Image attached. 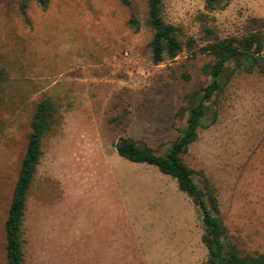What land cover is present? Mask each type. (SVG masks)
I'll use <instances>...</instances> for the list:
<instances>
[{
    "label": "rangeland",
    "instance_id": "obj_1",
    "mask_svg": "<svg viewBox=\"0 0 264 264\" xmlns=\"http://www.w3.org/2000/svg\"><path fill=\"white\" fill-rule=\"evenodd\" d=\"M179 39H195L153 65L145 0H0V264L5 221L36 105L54 108L28 193L23 264H199L201 218L175 179L120 158L131 137L164 154L180 134L188 93L206 85L214 39L264 36V0H161ZM24 4V14L20 6ZM141 27L127 25L130 15ZM264 56V49H263ZM187 76V77H186ZM182 155L198 186L215 190L229 241L264 253V75H236L216 97Z\"/></svg>",
    "mask_w": 264,
    "mask_h": 264
},
{
    "label": "trees",
    "instance_id": "obj_2",
    "mask_svg": "<svg viewBox=\"0 0 264 264\" xmlns=\"http://www.w3.org/2000/svg\"><path fill=\"white\" fill-rule=\"evenodd\" d=\"M41 7L46 0H34ZM130 7V0H118ZM229 0H203L204 9L213 12L224 8ZM24 14L25 6H20ZM145 26L151 31L148 48L150 60L158 65L165 60H173L184 48L193 49L195 39L185 42L179 39V30L163 19L162 1L145 0ZM127 25L137 32L141 23L131 14ZM264 36L260 31L249 32L241 37L214 39L199 48V53L211 58L203 66L207 84L188 93L183 99L179 114L185 115V123L180 134L173 140L164 154H156L145 144H138L131 137H119L114 144L116 154L129 162L153 166L164 175L176 181L180 192L189 196L200 214L202 224L201 242L207 254L199 264H264V253H243L236 244L229 241L227 227L219 217V203L214 188L201 171L203 180L200 187L194 181L190 169L182 160L188 146L198 137V128L207 117L216 97L224 91L228 83L238 74L258 73L264 75ZM187 77V76H186ZM54 124L52 103L43 99L36 105L30 123V133L21 159L18 177L15 182L5 221V252L7 264H23V219L26 202L37 165L42 155V140L49 135Z\"/></svg>",
    "mask_w": 264,
    "mask_h": 264
}]
</instances>
